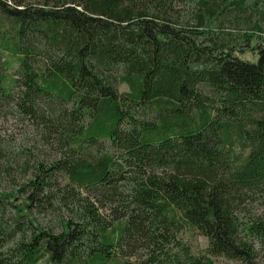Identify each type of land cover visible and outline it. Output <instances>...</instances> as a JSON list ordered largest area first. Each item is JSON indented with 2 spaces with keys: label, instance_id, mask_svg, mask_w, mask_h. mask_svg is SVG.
Masks as SVG:
<instances>
[{
  "label": "trees",
  "instance_id": "trees-1",
  "mask_svg": "<svg viewBox=\"0 0 264 264\" xmlns=\"http://www.w3.org/2000/svg\"><path fill=\"white\" fill-rule=\"evenodd\" d=\"M9 122L0 264L264 250V0H0Z\"/></svg>",
  "mask_w": 264,
  "mask_h": 264
},
{
  "label": "rangeland",
  "instance_id": "rangeland-1",
  "mask_svg": "<svg viewBox=\"0 0 264 264\" xmlns=\"http://www.w3.org/2000/svg\"><path fill=\"white\" fill-rule=\"evenodd\" d=\"M243 59H249L250 61H252L249 55H246L245 57H243ZM126 90L127 88L124 85L119 88L120 92H124ZM0 133L11 134L14 135V137H17L19 131L13 124H11V122H9L7 124H0ZM176 238L179 241V245L187 248L189 254L193 256V258L200 259V261L203 262L202 264H241L240 262L226 260L225 258H222V256H208V254L206 253V248L208 246L207 239L199 235V233L194 230H191L189 228L182 229L181 232L178 233ZM172 250L173 252H179L180 248L173 247ZM256 255V264H264V250H258Z\"/></svg>",
  "mask_w": 264,
  "mask_h": 264
}]
</instances>
